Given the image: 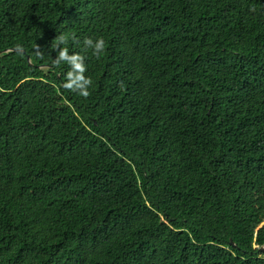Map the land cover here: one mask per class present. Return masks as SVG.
<instances>
[{"label":"trees","instance_id":"trees-1","mask_svg":"<svg viewBox=\"0 0 264 264\" xmlns=\"http://www.w3.org/2000/svg\"><path fill=\"white\" fill-rule=\"evenodd\" d=\"M5 49L0 264H264V0H0Z\"/></svg>","mask_w":264,"mask_h":264},{"label":"clouds","instance_id":"clouds-1","mask_svg":"<svg viewBox=\"0 0 264 264\" xmlns=\"http://www.w3.org/2000/svg\"><path fill=\"white\" fill-rule=\"evenodd\" d=\"M58 43L66 44L67 41L64 37H60ZM83 44L85 49H91L92 54L97 58L105 50L103 37H98L95 41L91 38H85ZM84 59L85 57L78 53L70 55L67 47H61L59 48L57 57L52 61V65L58 68L61 64L66 63L69 66V70L66 73L65 82L62 83L63 89L86 98L90 94L88 89L92 84V80L90 77L84 75L87 71Z\"/></svg>","mask_w":264,"mask_h":264},{"label":"water","instance_id":"water-1","mask_svg":"<svg viewBox=\"0 0 264 264\" xmlns=\"http://www.w3.org/2000/svg\"><path fill=\"white\" fill-rule=\"evenodd\" d=\"M16 51H19V52L25 53L24 50L5 49L4 51H1V52H0V55H2V54H8V53H11V52H16ZM27 61H28V64L31 66V65H32V62H31L30 57H27ZM230 243H231V245L236 246V244H235L232 240H230ZM259 253H260L261 255L264 254V246L260 248Z\"/></svg>","mask_w":264,"mask_h":264}]
</instances>
